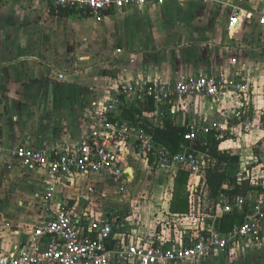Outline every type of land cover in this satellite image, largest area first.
<instances>
[{
    "label": "crops",
    "instance_id": "1",
    "mask_svg": "<svg viewBox=\"0 0 264 264\" xmlns=\"http://www.w3.org/2000/svg\"><path fill=\"white\" fill-rule=\"evenodd\" d=\"M175 3L179 4L177 8L172 7ZM235 6L247 13V19L229 30V19ZM132 10L143 16L146 38L139 32L120 29L111 21V25L105 22L115 13L125 17ZM263 10L264 0H165L163 4L108 12L103 21L98 19L96 26L91 27L89 18L95 17L78 11L61 16L40 0H0V146L4 149L16 145L63 149L83 141L91 126V102L113 96L123 81L172 82L202 74L229 76L235 73L248 83V92L240 93V96L228 93L221 103L200 96L176 100L177 111L169 115L168 120L178 127L192 123H224L226 129L222 132L223 141L218 150L240 157L238 164L227 162L224 169L231 173L232 167L238 165L239 170L231 175H241L245 170L242 162H246L247 168L264 132V25L258 21V13ZM145 14L147 18H144ZM76 26L86 32L90 28L89 37L79 36L80 43L75 42ZM135 34L141 36L140 42ZM92 36L99 39L97 44ZM102 54L112 57L111 62H98ZM108 68L112 71H106ZM240 97L244 104L243 122L252 120L257 125L254 129L246 130L245 124L238 123L234 117ZM43 116H46L48 128L55 132L54 136L46 134L45 138H27L25 142H17L13 135L10 139L5 137L8 133L5 119L10 121L17 117L19 125L25 128L27 121L38 125ZM52 118L56 119L54 126ZM8 161L7 155L0 157V169L13 181L22 177L27 179L26 175L30 173L38 174V180L34 181L35 191L27 203L22 202L26 214L20 219L21 229L13 226L0 230L5 248L12 250L16 244L27 243L34 225L45 215L42 205L46 173L41 169L23 170L17 164L10 169ZM124 164L126 170L131 169V173H127L128 190L141 173L140 169L150 172L172 169L174 174L179 173L175 168L150 169L147 161L133 149L125 152ZM191 176L190 173L188 181ZM177 177L172 176L174 186ZM65 185H70L74 191L64 192ZM90 186L97 192H90ZM55 192V205L68 204L92 213L122 215L127 226L133 223L131 213L137 211L141 212V224L147 227H155L158 222L178 213L171 210L174 195L167 207L166 218L153 207L151 200L132 201L129 212L123 207L112 212L106 203L107 197L129 192L120 193L116 185L101 174L63 176L57 182ZM1 198L0 207L10 208L12 203L6 195L2 194ZM192 200L190 198V202ZM127 217L130 219L125 220ZM26 223L31 225L27 231L22 229ZM165 224L160 229L168 235L170 230ZM262 249L264 245L258 248L242 243L229 253L205 260H190L185 264H203L218 256L226 260L233 258L231 264H264Z\"/></svg>",
    "mask_w": 264,
    "mask_h": 264
},
{
    "label": "built area",
    "instance_id": "2",
    "mask_svg": "<svg viewBox=\"0 0 264 264\" xmlns=\"http://www.w3.org/2000/svg\"><path fill=\"white\" fill-rule=\"evenodd\" d=\"M51 7H67L103 19L108 12L133 6L163 4L165 0H40ZM247 19V13L235 6L228 28L233 30ZM264 25V10L258 13ZM63 74L60 77L63 78ZM248 83L237 74H202L172 82L135 80L121 82L113 96L95 99L90 105L91 126L83 141L63 149L16 145L4 149L8 168L41 169L46 173L43 193L44 217L32 230L24 245L5 248L0 239V264H185L229 253L239 244L264 245V132L255 145L247 168L237 176V184L247 186L233 193V182L209 202L206 171L219 165L209 147L214 133L221 138L224 123H192L185 125L182 148L172 153L153 135L165 126L169 115L177 111L175 101L200 96L221 103L228 93H246ZM240 96V95H239ZM242 96V95H241ZM243 99L246 96H242ZM234 110V117L243 124V99ZM153 106V107H152ZM133 111L127 117L125 111ZM246 130L257 125L246 120ZM133 149L147 161L150 169H189L200 178L203 199L191 201L189 213H176L155 227L141 224V212L131 213L133 223L127 226L118 214L90 212L75 206L55 205L57 182L69 175L101 174L108 177L120 193H127L129 179L124 154ZM204 149V150H203ZM226 165V163H224ZM194 187V185H193ZM90 192H97L93 186ZM133 214V215H132ZM239 218L224 230L223 218ZM127 217L125 220H129ZM124 220V221H125ZM166 222V224H165ZM163 224L170 232L166 235ZM225 224V222H224Z\"/></svg>",
    "mask_w": 264,
    "mask_h": 264
},
{
    "label": "rangeland",
    "instance_id": "3",
    "mask_svg": "<svg viewBox=\"0 0 264 264\" xmlns=\"http://www.w3.org/2000/svg\"><path fill=\"white\" fill-rule=\"evenodd\" d=\"M167 5V4H166ZM177 5H179L178 3H175L172 7L173 8H177ZM148 15L145 14L144 18H147ZM91 21V27L92 26H96V24L98 23V19L96 18H89ZM104 19H100V21H103ZM110 21L113 24H116L117 26H120L119 28H126L127 30H132L133 32H139V35H143L146 38V28L143 25V16H141L140 12L132 10L130 11L125 17H121V15L119 13H115L113 15H111L110 17L106 18V21L108 23V25H111ZM90 27V26H89ZM77 28V37H76V43H80L79 36L80 35H84L89 37L90 36V28L88 30V32L84 31V30H80L78 28V26H76ZM76 32V29L74 30ZM138 34V40L140 42V37ZM92 35V34H91ZM94 38V36H92ZM95 39V44H97L96 42H99V39ZM79 54V53H78ZM100 60H97L98 62H107L110 63L111 62V58L110 56L104 55L102 54V56H100ZM99 58V56H98ZM110 61V62H109ZM112 71L111 69H106V71ZM17 118V117H16ZM15 117H13L10 121L5 119V130L8 132L7 135L5 137H7V139L13 135L15 137V139H17V142H25V140L27 138H29V140L32 139H38L40 137H44L45 135L48 134V136H54L55 132L50 130L48 128V124H46L47 121L46 120V116H43L41 119V122L38 125L32 124L31 122H28V126L26 125L25 128H22V125H19L18 123V118L16 119ZM53 120V124L52 126H54V123L56 122V119L52 118ZM22 128V129H21ZM17 136V138H16ZM10 139V138H9ZM13 141V140H12ZM6 142H10V140H6ZM141 173L139 174L138 177L135 178V180L130 184L129 187V194H111L110 196H108V200H107V204L109 205V208L112 209H118L123 207L124 209L127 210V212L130 211V206L132 205L131 202L132 201H138L140 199V201H152L153 202V207L155 209H157L159 212L163 213V217L167 214V207L170 203V199L171 197L174 195V191H175V186L174 184L172 185L173 181H172V176L175 177V175H178L179 173L174 174V172H171V170L169 171H153L150 172L148 169H140ZM238 165H235L232 167L231 169V173H236V171H238ZM239 173V172H238ZM27 179H23L20 178L19 180H15L13 181L9 175H7L5 172H3L0 169V202H2V198L1 195L4 194L6 195V199L8 201H10V203H12V205L10 206V208H1L0 207V230L3 229V227H21L20 226V219L22 217H24V215L26 214V208H24L25 206H23V203H27L32 194V192L35 191V185H34V181L38 180V174H27ZM170 178V180H169ZM79 183H77L76 185L73 186H77ZM194 185V187H193ZM73 187H70V185H65L63 186V190L64 192H68L69 189H71ZM196 188H200L201 189V183H200V178L192 175L191 179H189L188 181V186L187 189L189 191L190 194V198L193 200H196V203L199 205L202 203V199L203 197V192L199 191L196 192L195 189ZM74 189V188H73ZM71 189V190H73ZM74 191V190H73ZM7 194H10V196H7ZM14 199V200H13ZM209 202H212L210 199L208 200ZM125 210V211H126ZM109 215H112V213ZM30 223H26L25 226L22 227V229H25L27 231V229L30 228ZM26 227V228H24ZM16 229V228H15ZM21 229V228H20ZM264 249H262L261 251H263ZM240 251V249H239ZM233 258L229 257L228 260H226V258L218 256V257H214L211 260H208L207 262L203 263V264H231L232 263ZM264 261V259L262 260Z\"/></svg>",
    "mask_w": 264,
    "mask_h": 264
},
{
    "label": "trees",
    "instance_id": "4",
    "mask_svg": "<svg viewBox=\"0 0 264 264\" xmlns=\"http://www.w3.org/2000/svg\"><path fill=\"white\" fill-rule=\"evenodd\" d=\"M51 11L61 16H68L74 13L76 10L67 7H61L59 9L51 7ZM125 114L127 117H133V111L131 110L125 111ZM185 132V127H178L173 123H169L168 120L166 121V125L164 127L154 129L153 135L157 141L163 143L172 153H175L181 149V145L184 142L183 135ZM208 141L209 145L212 148L211 150L213 155L216 156L220 162L217 167L209 168L206 171L208 198L210 200H213L221 192H224L226 190L224 188V184L227 180L233 182V193L242 192V190L247 188V186L245 185L241 187L240 185H238L237 176L231 175L230 172L224 169V163L230 162L232 164H238V162L240 161V157L238 155H231L226 152H220L218 148L220 143L223 141V138H217L214 133L210 134ZM189 175V169L179 171L175 183L174 196L171 202V210L173 212L185 214L191 211L190 194L187 189ZM238 221L239 218H237L236 216H227L226 218H223L222 228L226 230Z\"/></svg>",
    "mask_w": 264,
    "mask_h": 264
},
{
    "label": "water",
    "instance_id": "5",
    "mask_svg": "<svg viewBox=\"0 0 264 264\" xmlns=\"http://www.w3.org/2000/svg\"><path fill=\"white\" fill-rule=\"evenodd\" d=\"M242 168L246 169V162L245 161L242 162ZM127 173L129 175L131 173V169L127 170Z\"/></svg>",
    "mask_w": 264,
    "mask_h": 264
}]
</instances>
